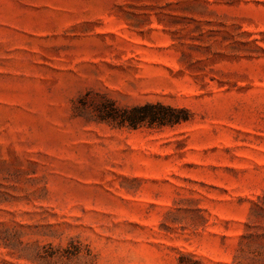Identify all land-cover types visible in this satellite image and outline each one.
Segmentation results:
<instances>
[{"label": "rangeland", "instance_id": "obj_1", "mask_svg": "<svg viewBox=\"0 0 264 264\" xmlns=\"http://www.w3.org/2000/svg\"><path fill=\"white\" fill-rule=\"evenodd\" d=\"M0 264H264V0H0Z\"/></svg>", "mask_w": 264, "mask_h": 264}, {"label": "trees", "instance_id": "obj_2", "mask_svg": "<svg viewBox=\"0 0 264 264\" xmlns=\"http://www.w3.org/2000/svg\"><path fill=\"white\" fill-rule=\"evenodd\" d=\"M158 109H167L169 112L174 113V108L172 107H165L160 103H148L143 106L134 107L132 110L125 109L123 112L124 114L120 115V123L124 124L126 122H129L133 126L142 121H150V123L159 122L161 124H165L180 122L182 120H186L187 118L186 116L177 114L174 115L161 113L158 111ZM108 114L109 117L114 119L119 117L113 112H110Z\"/></svg>", "mask_w": 264, "mask_h": 264}]
</instances>
